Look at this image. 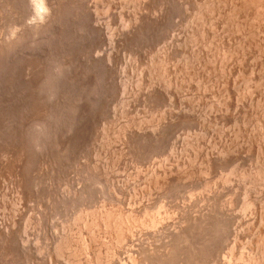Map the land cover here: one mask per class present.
I'll return each mask as SVG.
<instances>
[{
	"label": "rangeland",
	"instance_id": "374dc122",
	"mask_svg": "<svg viewBox=\"0 0 264 264\" xmlns=\"http://www.w3.org/2000/svg\"><path fill=\"white\" fill-rule=\"evenodd\" d=\"M246 1L0 0V264H264Z\"/></svg>",
	"mask_w": 264,
	"mask_h": 264
},
{
	"label": "bare ground",
	"instance_id": "6f19581e",
	"mask_svg": "<svg viewBox=\"0 0 264 264\" xmlns=\"http://www.w3.org/2000/svg\"><path fill=\"white\" fill-rule=\"evenodd\" d=\"M49 0H33V6H34V8L36 9V11H38V9L40 8H45L46 7V5H47V2H48ZM246 1V0H245ZM21 2V1H20ZM29 2V1H28ZM52 2V1H51ZM239 2H241V1H239ZM243 2V1H242ZM247 2V1H246ZM246 2H244L245 4H249V5H254L255 7H257L258 5H260L259 4V0H248V2L246 3ZM48 3H50V2H48ZM260 3H261V1H260ZM31 4V3H30ZM244 4V5H245ZM49 5V4H48ZM47 5V6H48ZM243 5H241V7H242ZM239 7H240V5H239ZM239 7L236 9L235 7V9L236 10H238L239 9ZM246 7V6H245ZM249 7V6H248ZM233 8V9H234ZM243 8V7H242ZM250 8V7H249ZM232 9V10H233ZM214 10V9H213ZM235 10V11H236ZM242 10H244V8L242 9ZM240 11H241V8H240ZM239 11V12H240ZM209 12V11H208ZM244 12V11H243ZM254 12H255V10H254ZM232 13H233V11H232ZM241 13H242V11H241ZM264 13V12H263ZM237 14V13H236ZM201 15V14H200ZM233 15V14H232ZM246 15H247V13H246ZM249 15V14H248ZM234 16V15H233ZM31 19V18H30ZM46 19V18H45ZM207 19V18H206ZM259 19V18H258ZM243 20V19H242ZM257 20V19H256ZM235 22V21H234ZM236 23V22H235ZM219 24V23H218ZM217 24V25H218ZM237 24V23H236ZM36 26V25H35ZM251 28V27H250ZM255 28V27H254ZM36 29V28H35ZM204 30V29H203ZM219 37V36H218ZM257 46V45H256ZM235 48V47H234ZM210 51V50H209ZM207 52V51H206ZM215 64V63H214ZM151 184V183H150ZM249 196V195H248ZM146 212V211H145ZM113 213V212H112ZM165 215V214H164ZM122 216H123V218L124 217H126L125 215H119V217L118 218H120L119 219V221H118V219L116 220V222L117 223H121L122 222V224H124V222H126L125 220H127V222H128V219H130V217L128 218V216H127V218L125 219V220H123L122 219ZM101 217V216H100ZM110 217H112L111 215H106L105 216V218L104 217H102V218H104V219H102L101 218V221H100V218L99 219H96V221L98 222V220L100 221V222H102L103 221V223L101 224L100 223V225H104V227H109V226H111L110 225V223L112 222L111 220H112V218H110ZM111 219V220H110ZM122 219V220H121ZM131 220V219H130ZM134 220V219H133ZM111 221V222H110ZM93 222V221H92ZM110 222V223H109ZM131 222V221H130ZM129 222V223H130ZM99 223V222H98ZM91 224V223H90ZM97 224V223H96ZM95 224V225H96ZM109 224V225H108ZM113 224V223H112ZM121 224V225H122ZM126 224V223H125ZM130 225V224H129ZM113 226V225H112ZM117 226V225H116ZM119 228H121L120 226H118ZM118 227H116V228H118ZM116 228H115V230H116ZM119 228H118V230H119ZM121 231V230H120ZM115 232V231H114ZM94 234V233H93ZM66 243V242H65ZM258 246V245H257ZM66 249V248H65ZM152 250V249H151ZM74 252V251H73ZM136 256V255H135ZM238 257V256H237ZM75 259V258H74ZM253 259V258H252ZM264 260V259H263ZM70 263V262H69Z\"/></svg>",
	"mask_w": 264,
	"mask_h": 264
}]
</instances>
